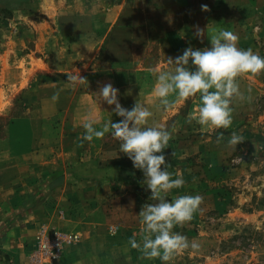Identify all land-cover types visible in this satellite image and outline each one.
I'll list each match as a JSON object with an SVG mask.
<instances>
[{"label":"rangeland","instance_id":"374dc122","mask_svg":"<svg viewBox=\"0 0 264 264\" xmlns=\"http://www.w3.org/2000/svg\"><path fill=\"white\" fill-rule=\"evenodd\" d=\"M123 2L129 3V14L123 13V16L127 15L131 20L132 6L137 9L138 0H0V9H8L11 13L3 16L0 12V112L5 111L0 114V142L9 129L17 133L15 140L19 141V132L27 127L37 135L33 149L44 147L46 162L62 161L56 150L61 149L62 138L66 149L64 140L67 135L61 138L60 133L71 130L67 121L56 118L55 111L62 108L65 101L69 103L77 90L72 84L74 81L67 79L72 73L43 69L39 59L49 64L59 57L57 60L61 64L72 61L82 67L87 36L92 34L111 35L108 60H113L111 55L115 54L117 39L122 35V30L117 32L114 18ZM104 18L108 20L105 24ZM258 27L262 31V26ZM256 37L255 47L264 50V35L258 32ZM157 51V46L151 45L146 52L156 55ZM91 53L94 57L100 55L98 45ZM95 60L98 58L92 59L93 63ZM36 68L42 71L36 72ZM253 77V84L257 87L255 96L251 99L248 96L251 91L240 88L244 99L238 97L230 105L240 119L233 121L228 129L201 126L194 116L199 105L198 101L193 102L195 96L187 98L179 113L165 123V128L171 133L168 146L163 150L166 163L170 165L168 171L174 174L173 178L180 176L184 181L181 187L170 190L166 199L171 201L185 194L202 197L193 219L173 229L187 236L198 247H190L177 255L173 264H264V72L253 74ZM238 82L243 85L252 81L241 74ZM54 94L58 97L56 100L52 99ZM25 113L26 120L20 122ZM79 128L77 125V132L81 131ZM233 131L243 137V141L236 146L228 144ZM221 132L223 137L218 140ZM74 133L69 143L72 149L69 158H73L70 159L73 162L84 156L82 149L85 146L82 138L77 135L75 138ZM107 133L102 141L87 142V165L83 170H74V173L86 174L87 179L101 177L112 183L120 181L119 189L109 190L106 198L99 206L96 202L95 207H105V216H102L105 235L115 239L125 233L128 240L126 233L131 231L130 236L136 234L139 242L144 227L139 213L146 203L155 201L149 199L151 192L142 183V171L133 167L125 153L123 158L115 160L114 146L112 153L110 150L105 156L101 154L99 148L102 143L113 145L111 130ZM16 141H13L14 144ZM108 155L111 157L108 158ZM28 159V162L32 161ZM23 208L28 206L21 203ZM21 209L14 211L13 217L0 219V238L13 240L18 237L13 227L20 224ZM58 215L62 216L63 210H59ZM57 219L56 224L63 217ZM94 225L98 229V223ZM111 228L113 231H110ZM41 229L49 234L69 232L56 227L54 220L38 223L31 247L24 250L26 264H30L29 255L35 248ZM77 233L82 236L79 231ZM107 245L115 244L108 241ZM129 248L134 256L131 264H166L159 258L143 256L139 249L131 245ZM1 253L0 264H12L11 258L4 259ZM57 264L62 263L58 260ZM87 264L92 263L87 260Z\"/></svg>","mask_w":264,"mask_h":264},{"label":"crops","instance_id":"0c3cea01","mask_svg":"<svg viewBox=\"0 0 264 264\" xmlns=\"http://www.w3.org/2000/svg\"><path fill=\"white\" fill-rule=\"evenodd\" d=\"M138 2L137 9L135 5L132 6L131 20L127 17L129 3L123 2L116 12L117 16L114 18L116 29L117 32L122 30V35L117 39L115 54L111 55L114 57L113 60H108L110 58L108 52L111 49V46L108 47V42L111 35L92 36V34L87 36V50L82 67L74 65L72 61L61 64L57 60L59 57H55L50 65L39 59L43 69L57 73L70 72L76 77H84L87 82L81 83L78 79L75 80L72 84H75L77 93L70 98L69 103L68 100L65 101L64 106L55 111L56 118L67 121L71 130L60 133L61 138L64 135L68 138L64 140L66 149L63 147L62 138L61 149L56 150L61 162H46L43 155L44 147L34 150L37 135L27 127L22 133L19 132V141L15 140L17 133L9 129L8 134L3 137L4 140L0 142V219L13 217L14 211L21 209V203L28 206L21 209L18 219L20 224L13 227L18 237L13 240L0 238L1 254L4 259L11 258L12 264H26L24 250L27 251L31 247L38 223L50 220H54L58 228L68 229L69 232L79 231L82 235L76 247L71 245L63 249L59 259L62 264H87V260L92 264H131L134 261L129 248L131 231L126 233L129 235L128 240L125 233L111 239L105 235L102 226L105 207H95L96 202L99 206L106 198L109 190L119 189L120 181L112 183L101 177L87 179L86 174L81 176L74 173V170H83L87 165V142L90 144L102 141L108 133L102 138H94L91 142L83 141L84 156L80 160L73 162L70 160L73 158H69L72 153L69 145L71 134L75 132V138L76 135L82 138L83 124L89 115L95 120L94 126L97 128H101L105 121L117 122L122 119L113 111L114 105H108L99 97L100 89L105 84L110 83L119 90L117 98L124 108L131 109L136 102L147 107L152 113L148 118V126L165 127V123L179 113L187 100V98L176 99L175 96H170V99H175V103L166 108L153 94L152 89L158 73L161 70L174 71V66L167 64L168 58L174 59L189 46L199 49L210 47L209 36L220 28L234 32L238 37L237 47L251 48L264 57V50H259L254 44L258 32L264 35V0H150L147 2L138 0ZM201 5H207L208 10H202ZM123 13L127 15L123 16ZM104 21L105 24L108 20L104 18ZM257 24L262 26V31ZM197 26L203 30L199 37L195 35ZM96 45L100 49V55H95L98 60L93 63L92 59L96 58L91 52ZM151 45L157 46L156 55L146 52ZM35 60L37 61V58ZM189 67L194 70L191 61ZM25 68L28 70L27 66ZM35 70L42 71L39 68ZM82 70L84 72L81 75ZM243 75L252 82H245L243 85L239 83V88H247L251 91L248 92V96L252 99L257 89L253 84L255 78L253 74ZM237 98L233 97L232 102ZM199 100L197 93L193 97V102L198 101L200 104ZM3 113L5 111L0 112ZM26 116L27 113L20 117V122H24ZM232 116L233 121L240 119L235 110ZM77 125L81 127L80 132H77ZM13 141H16L15 144ZM112 141L111 146L102 143L99 151L105 156L110 150L112 153L115 146V160L123 158L120 139L113 137ZM28 158L32 161L28 162ZM111 160L115 161L113 158ZM59 210H63L62 216L58 215ZM58 217L63 219L56 224ZM95 223H98V229L95 228ZM108 241L115 245L108 246Z\"/></svg>","mask_w":264,"mask_h":264},{"label":"clouds","instance_id":"9594fccd","mask_svg":"<svg viewBox=\"0 0 264 264\" xmlns=\"http://www.w3.org/2000/svg\"><path fill=\"white\" fill-rule=\"evenodd\" d=\"M207 11V5H201ZM196 27V36L202 35ZM210 47L203 49L187 47L181 55L168 58L167 64L174 66L173 70H161L152 89L166 108L175 103L176 99H184L199 93L201 103L195 119L201 126L209 129H228L233 122V108L230 106L233 97L244 99L240 92L238 77L241 74H260L264 72V57L251 48L237 47L238 37L226 28H220L209 36ZM194 67H189V62ZM68 80L87 82L84 77L69 75ZM118 89L112 84H105L99 92L108 105H114L113 111L122 117L113 122L105 121L101 128L95 127V120L89 115L83 124L82 141H93L105 136L111 130V135L120 139V150L132 161L133 167L142 171L143 185L150 190L149 199L154 203H146L139 216L143 220L141 240L136 234L129 238L132 248L139 249L142 255L151 259L159 258L166 264H173L174 258L190 247L198 245L190 242L187 236L174 231V227L193 219L199 209L202 197L197 195H179L171 201L166 199L173 188L183 185L182 177L173 178L168 171L163 152L171 139V133L163 125L146 126L152 113L147 107L135 103L131 109L121 106L118 100ZM57 95L52 99L56 100ZM223 133L218 134V140ZM243 137L236 131L231 132L228 144L236 146ZM163 166V167H162Z\"/></svg>","mask_w":264,"mask_h":264},{"label":"built area","instance_id":"2783aa9c","mask_svg":"<svg viewBox=\"0 0 264 264\" xmlns=\"http://www.w3.org/2000/svg\"><path fill=\"white\" fill-rule=\"evenodd\" d=\"M113 231V228L110 229ZM80 240L77 232L47 233L41 229L36 237V245L29 255L30 264H57L63 249Z\"/></svg>","mask_w":264,"mask_h":264},{"label":"trees","instance_id":"16d2710c","mask_svg":"<svg viewBox=\"0 0 264 264\" xmlns=\"http://www.w3.org/2000/svg\"><path fill=\"white\" fill-rule=\"evenodd\" d=\"M0 12L2 13L3 16H7L11 14L8 9H0Z\"/></svg>","mask_w":264,"mask_h":264}]
</instances>
